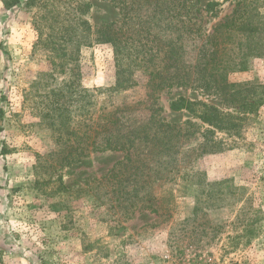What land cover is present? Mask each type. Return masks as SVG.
Listing matches in <instances>:
<instances>
[{"label": "rangeland", "instance_id": "obj_1", "mask_svg": "<svg viewBox=\"0 0 264 264\" xmlns=\"http://www.w3.org/2000/svg\"><path fill=\"white\" fill-rule=\"evenodd\" d=\"M72 1L56 0L48 19L77 8ZM84 1L91 7L77 33L88 40L77 44L51 38L48 28L41 37L36 26L45 9L39 13L22 0L8 10L0 0V264H264V54L250 58L247 71L229 74L231 83L255 85L252 99L237 108L196 87L151 81L154 67L146 64H130L134 83L113 90L115 49L98 41L96 32L101 25L121 27L120 14L109 1ZM243 1L194 0L192 8L201 9L196 15L203 32L212 34ZM195 57L190 48L187 62ZM82 89L92 97L86 117ZM180 97L238 119L215 129L187 110H171ZM116 109L131 123L195 125L169 179L152 174L149 199V189L130 198L128 212L115 207V197L88 189L127 152H91L69 165L56 163L70 149V132L93 133L99 115ZM208 130L223 150L200 149Z\"/></svg>", "mask_w": 264, "mask_h": 264}, {"label": "trees", "instance_id": "obj_2", "mask_svg": "<svg viewBox=\"0 0 264 264\" xmlns=\"http://www.w3.org/2000/svg\"><path fill=\"white\" fill-rule=\"evenodd\" d=\"M102 1H109L115 6L121 20V27L116 28L112 23L96 28L97 40L110 43L115 49L118 77L113 90L127 89L134 83L132 72L129 77L130 64L136 67L146 64L154 67L150 72L151 81L161 79L165 87H196L205 94L217 96L224 106L231 108H237L241 102L252 99L256 92L255 85L231 83L228 76L231 73L247 71L248 60L264 54V13L260 10L261 0H244L238 4L232 16L216 25L212 34L203 32L201 21L196 15L201 9L192 8L194 0ZM1 2L9 10L20 5L22 0ZM55 2L56 0L28 2L29 6L37 7L39 13L45 9L41 19L38 16L36 26L41 37L44 29L48 28L52 30L51 38L62 36L70 43H87L85 40L88 38L81 33L79 35L77 28L80 25L86 26L87 22L81 20V16L91 7V3L73 0L72 2L77 3V8L74 7L71 11L69 9L65 14H57L49 20L48 13L52 11L47 8L50 5L56 6ZM205 10H209V7L206 6L203 11ZM124 28L127 30L123 31ZM79 48L76 52L77 58ZM190 48L195 51L196 57L194 62L189 63L186 55ZM257 88L260 87L257 85ZM261 88L264 89V86ZM81 96L84 100L81 117H86L92 97L87 89H82ZM259 101L264 102V97H260ZM170 108L173 111L187 110L203 123L218 130L222 129L225 119H238L234 114L223 113L216 106L205 102H192L184 97L173 101ZM117 112L118 109L99 115L93 133H79V130L76 133L70 132L67 140L70 149L56 163L59 166L69 165L88 157L91 152H127L123 161L107 176L89 185L88 189L98 197L107 194L112 200L115 197V207L128 212L134 206L130 198L137 199L143 191L149 189L148 194H145L149 199L153 183L147 179L152 174L156 175L155 180L169 179L167 175L174 171L172 166L178 159L176 154L194 136L192 129L195 125L181 127L158 120L146 124L138 121L131 123L130 120L125 121L118 117ZM153 116L154 114L151 117ZM232 127H236V122H233ZM214 133V130H208L203 135L205 140L200 149L204 152L223 150V142L210 136ZM59 142L62 143L61 140ZM132 156H135V161ZM131 179L134 183L130 182ZM139 181L142 184L135 186ZM154 200L152 198L151 201ZM151 210L157 212L155 208Z\"/></svg>", "mask_w": 264, "mask_h": 264}]
</instances>
